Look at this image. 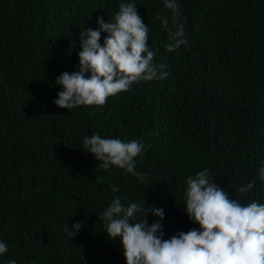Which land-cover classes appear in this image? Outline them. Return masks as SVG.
<instances>
[{
	"label": "trees",
	"instance_id": "obj_1",
	"mask_svg": "<svg viewBox=\"0 0 264 264\" xmlns=\"http://www.w3.org/2000/svg\"><path fill=\"white\" fill-rule=\"evenodd\" d=\"M129 2L167 78L134 82L104 105L58 107L54 80L79 71L83 29ZM176 2L188 43L169 52L164 0H0V264H126L98 219L113 198L163 209L147 220L169 239L200 228L184 205L187 178L205 168L229 198L264 204V0ZM93 134L142 142L139 175L103 170L85 152ZM76 222L71 238L64 226Z\"/></svg>",
	"mask_w": 264,
	"mask_h": 264
},
{
	"label": "clouds",
	"instance_id": "obj_2",
	"mask_svg": "<svg viewBox=\"0 0 264 264\" xmlns=\"http://www.w3.org/2000/svg\"><path fill=\"white\" fill-rule=\"evenodd\" d=\"M164 7L171 11V17L158 18L168 32L170 43L166 49L171 52L188 41L179 22L176 0H164ZM97 24V29L84 28L80 34L79 71L63 72L54 80L63 89L54 100L60 108L104 105L108 97L128 91L134 82L164 80L169 75L164 70L166 65L154 62L155 51L148 44L149 29L135 3H120L110 22L97 17ZM101 32L108 33L103 45ZM83 144L85 152L92 153L103 170L114 165L139 175L135 173V158L145 151L139 140L125 142L93 134L85 137ZM259 174L264 181V166ZM212 177L213 173L205 168L187 178L184 210L200 228L181 231L169 239H162L159 221L149 224L147 220L149 212L162 220L163 209L146 207L145 198L143 205H125L119 196L113 198L98 219L108 237L120 238L126 264H264V204L253 201L245 206L229 198ZM111 187L113 192L118 191ZM253 187L254 183L249 182L236 192L243 195ZM82 226L83 222H76L70 231L66 223L64 230L72 238ZM6 252V243L0 242V255ZM8 264L17 262L13 259Z\"/></svg>",
	"mask_w": 264,
	"mask_h": 264
}]
</instances>
